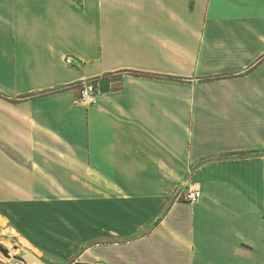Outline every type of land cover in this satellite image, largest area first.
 Returning <instances> with one entry per match:
<instances>
[{
  "label": "crops",
  "instance_id": "1",
  "mask_svg": "<svg viewBox=\"0 0 264 264\" xmlns=\"http://www.w3.org/2000/svg\"><path fill=\"white\" fill-rule=\"evenodd\" d=\"M259 151L264 0H0V218L31 248L264 264Z\"/></svg>",
  "mask_w": 264,
  "mask_h": 264
},
{
  "label": "rangeland",
  "instance_id": "2",
  "mask_svg": "<svg viewBox=\"0 0 264 264\" xmlns=\"http://www.w3.org/2000/svg\"><path fill=\"white\" fill-rule=\"evenodd\" d=\"M257 152L253 155L263 154ZM7 222L0 218V264H67L53 255L24 245L13 232H6Z\"/></svg>",
  "mask_w": 264,
  "mask_h": 264
},
{
  "label": "built area",
  "instance_id": "3",
  "mask_svg": "<svg viewBox=\"0 0 264 264\" xmlns=\"http://www.w3.org/2000/svg\"><path fill=\"white\" fill-rule=\"evenodd\" d=\"M67 64H72V58L67 56L65 58ZM96 94V80H86L79 84V97L81 102H92ZM177 197L185 202L195 203L200 197V191L195 188L181 189L177 193Z\"/></svg>",
  "mask_w": 264,
  "mask_h": 264
},
{
  "label": "trees",
  "instance_id": "4",
  "mask_svg": "<svg viewBox=\"0 0 264 264\" xmlns=\"http://www.w3.org/2000/svg\"><path fill=\"white\" fill-rule=\"evenodd\" d=\"M60 89V88H59ZM59 89H55L54 91H58ZM43 93H39L41 95ZM35 94L27 95V96H22L21 98H28V97H33Z\"/></svg>",
  "mask_w": 264,
  "mask_h": 264
},
{
  "label": "bare ground",
  "instance_id": "5",
  "mask_svg": "<svg viewBox=\"0 0 264 264\" xmlns=\"http://www.w3.org/2000/svg\"><path fill=\"white\" fill-rule=\"evenodd\" d=\"M21 240V238H19ZM21 242L26 245L27 247H31L25 240H21ZM34 250V249H33Z\"/></svg>",
  "mask_w": 264,
  "mask_h": 264
}]
</instances>
